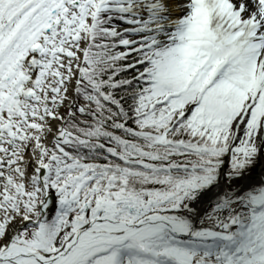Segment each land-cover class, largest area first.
Here are the masks:
<instances>
[{"label":"snow or ice","instance_id":"snow-or-ice-1","mask_svg":"<svg viewBox=\"0 0 264 264\" xmlns=\"http://www.w3.org/2000/svg\"><path fill=\"white\" fill-rule=\"evenodd\" d=\"M264 0H0V264H264Z\"/></svg>","mask_w":264,"mask_h":264},{"label":"rangeland","instance_id":"rangeland-1","mask_svg":"<svg viewBox=\"0 0 264 264\" xmlns=\"http://www.w3.org/2000/svg\"><path fill=\"white\" fill-rule=\"evenodd\" d=\"M262 168H264V158L260 159V163L258 165L257 172L255 174L250 175L251 178L252 179L259 178Z\"/></svg>","mask_w":264,"mask_h":264},{"label":"trees","instance_id":"trees-1","mask_svg":"<svg viewBox=\"0 0 264 264\" xmlns=\"http://www.w3.org/2000/svg\"><path fill=\"white\" fill-rule=\"evenodd\" d=\"M260 163V160L255 164V167L252 169L250 175L255 174L257 172L258 165Z\"/></svg>","mask_w":264,"mask_h":264}]
</instances>
